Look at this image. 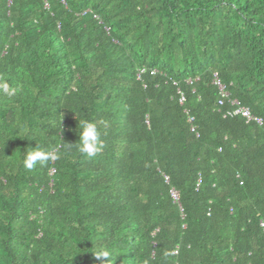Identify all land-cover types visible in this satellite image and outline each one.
<instances>
[{"label":"trees","instance_id":"obj_1","mask_svg":"<svg viewBox=\"0 0 264 264\" xmlns=\"http://www.w3.org/2000/svg\"><path fill=\"white\" fill-rule=\"evenodd\" d=\"M0 80V264H264V0H0Z\"/></svg>","mask_w":264,"mask_h":264},{"label":"clouds","instance_id":"obj_2","mask_svg":"<svg viewBox=\"0 0 264 264\" xmlns=\"http://www.w3.org/2000/svg\"><path fill=\"white\" fill-rule=\"evenodd\" d=\"M0 93L12 97L16 93V89L11 87L7 82L0 80ZM72 147L73 144H68ZM75 148L78 152L87 158L91 159L96 157L103 148V141L101 140V133L94 122L87 120L79 121L78 125V142L75 143ZM49 158L48 153L43 150H35L27 153L24 159V166L31 170L38 164L42 165ZM95 257L107 261V264H113V260L116 256L108 247H101L94 253ZM111 257L112 259H108Z\"/></svg>","mask_w":264,"mask_h":264},{"label":"built area","instance_id":"obj_3","mask_svg":"<svg viewBox=\"0 0 264 264\" xmlns=\"http://www.w3.org/2000/svg\"><path fill=\"white\" fill-rule=\"evenodd\" d=\"M94 16L97 18V15L94 14ZM145 70L144 67L140 68L138 71V76L141 72ZM156 69H152L151 72L153 73ZM196 77L195 79H197ZM188 82L191 81L190 78L187 79ZM212 84L216 87L218 97H217V105L220 109V106L228 103L229 107L226 108V110L223 111V116H234V115H241L245 118L246 122L254 121L257 124H262L263 120L260 116L255 115L251 112L248 106L242 104L240 100L237 97H233L230 95V91L228 89V84L225 83L216 73L213 74V77L211 79ZM178 93V102L182 104L185 100V95L181 89H177ZM193 115H188V121L191 123L190 129L194 130L195 126L192 124L193 122ZM165 179H168L167 175H164ZM171 195L173 199L176 201L178 200V192L176 189L172 188L170 190ZM177 264V263H175Z\"/></svg>","mask_w":264,"mask_h":264}]
</instances>
